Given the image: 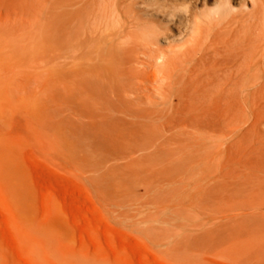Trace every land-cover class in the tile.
<instances>
[{
  "label": "rangeland",
  "instance_id": "1",
  "mask_svg": "<svg viewBox=\"0 0 264 264\" xmlns=\"http://www.w3.org/2000/svg\"><path fill=\"white\" fill-rule=\"evenodd\" d=\"M218 1L0 0V264H264V0Z\"/></svg>",
  "mask_w": 264,
  "mask_h": 264
},
{
  "label": "bare ground",
  "instance_id": "2",
  "mask_svg": "<svg viewBox=\"0 0 264 264\" xmlns=\"http://www.w3.org/2000/svg\"><path fill=\"white\" fill-rule=\"evenodd\" d=\"M198 1L199 0H186V1H184L183 2L184 3L183 5H185L184 12L177 14L175 9H173L174 7H176V3H174L173 1H170V0H105V3H106L105 17L110 18V17H113L115 14L116 16H118V19L115 20L116 23L122 24V26H128V25L134 26V25L140 24L146 18H148L150 16H154L153 14H155L156 12H162L165 14V16L168 17V19H170V21H172L175 24L182 26V29L180 30V34H182L184 32H187L191 28L192 15H194V13L191 15V10L193 9L191 7L193 6L194 3L198 2ZM235 1L239 2L240 5H243V6H246L247 2H251V1L256 2V0H219L217 7L215 9H210L209 12H210V14L222 16V15L229 13V12L234 10ZM111 23L112 22H108L107 25H109ZM106 31H107V29H106ZM115 34H117V33H115ZM163 34L164 33H162L161 31L155 30L152 34V40L154 42H159L160 38ZM202 35H203V33H202ZM111 37H112V35H111ZM202 65H203V63H202ZM207 69H208V67H207ZM205 70H203L204 75H205ZM196 74H198V73H196ZM208 75H211V74H208ZM209 77H211V76H209ZM202 78H200V79H202ZM164 79L166 80V78H164ZM210 79L211 78H209V80Z\"/></svg>",
  "mask_w": 264,
  "mask_h": 264
}]
</instances>
